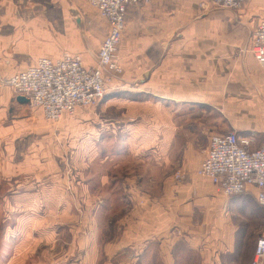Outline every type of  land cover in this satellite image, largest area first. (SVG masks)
<instances>
[{
  "label": "crops",
  "instance_id": "0c3cea01",
  "mask_svg": "<svg viewBox=\"0 0 264 264\" xmlns=\"http://www.w3.org/2000/svg\"><path fill=\"white\" fill-rule=\"evenodd\" d=\"M201 2L152 0L130 7L116 55L123 72L97 108L78 113L120 139L97 148L109 145L133 158L128 166L121 154L111 161L97 148L86 157L93 175L87 182L98 180L89 197L103 196L108 204L102 210L110 215L116 214L114 203L120 206L107 227L94 218L89 229L86 245H102L104 264H248L264 236L255 186L227 195L197 173L213 133L236 131L252 139V148L264 145V67L251 46L264 0H245L237 10H204ZM70 3L83 16V33ZM107 30V21L85 0H0V72L25 70L64 51L96 67ZM16 98L10 88L0 89V117L15 114ZM142 166L149 170L142 173ZM179 170L185 174L177 180ZM141 199L146 204H138ZM248 239L249 256L243 257Z\"/></svg>",
  "mask_w": 264,
  "mask_h": 264
},
{
  "label": "rangeland",
  "instance_id": "374dc122",
  "mask_svg": "<svg viewBox=\"0 0 264 264\" xmlns=\"http://www.w3.org/2000/svg\"><path fill=\"white\" fill-rule=\"evenodd\" d=\"M85 1L89 4L88 0ZM203 1L200 6L204 10L221 7L212 4L203 6ZM72 6L73 3L70 8ZM243 6L228 9L237 10ZM97 14L100 16L98 11ZM122 72L123 67L120 72L111 71L108 74L107 89L111 88L113 78ZM14 73L0 72V77ZM2 88H10L17 97L18 94L10 86L0 84ZM100 102L78 107L59 120L48 119L41 108L32 106L30 102L17 104L15 114L0 117V264H42V260L44 264H104L102 245H86L87 238L91 237L89 229L94 218L96 223L107 227L109 218L117 219L120 206L114 203L111 209L116 214L110 215L102 210L108 204L103 196L96 197V200L89 197L90 185L96 187L98 180L87 182L93 175L87 173L86 157L87 154L91 157V149L95 150L98 143L114 144L120 139L118 135L102 131L97 125L99 122L78 117V113H90ZM7 124L13 127V132L11 128L6 131ZM113 124L115 127L119 125L117 120ZM107 148L97 150L100 153L104 151V155L109 154L111 161L118 159L116 153L121 154L123 159L126 157L123 150ZM126 159V165H133V158ZM148 168L142 166V173L147 172ZM93 169L101 171L102 168L96 165ZM158 171L161 172V167H158ZM177 173H181L180 178L176 176ZM184 174L179 170L175 172V178L179 180ZM142 185L147 183L143 182ZM131 198L135 199L133 196ZM131 198L127 197L126 200L132 202ZM109 203L112 204L111 201ZM138 204L146 202L141 199ZM79 239L85 241L86 247L80 243L74 246ZM56 240L58 242L55 244ZM246 244L241 248L243 257L249 256L246 252L250 247L249 239ZM89 249L91 254L87 256Z\"/></svg>",
  "mask_w": 264,
  "mask_h": 264
},
{
  "label": "built area",
  "instance_id": "2783aa9c",
  "mask_svg": "<svg viewBox=\"0 0 264 264\" xmlns=\"http://www.w3.org/2000/svg\"><path fill=\"white\" fill-rule=\"evenodd\" d=\"M108 23L107 35L98 53V66L86 67L79 54L66 51L59 58L40 57L28 69L8 77V85L18 95L26 96L51 120H59L78 107L100 102L106 92L111 71L120 72L116 62L118 47L126 27L130 7L152 0H88ZM245 0H205L202 5L239 8ZM251 46L257 62L264 67V19L254 29ZM252 139L236 131L213 133L207 153L197 173L209 177L227 195L244 192L250 185L257 188V201L264 209V145L252 148ZM178 178L181 173H177ZM248 264H264V236L255 245Z\"/></svg>",
  "mask_w": 264,
  "mask_h": 264
},
{
  "label": "water",
  "instance_id": "95a60500",
  "mask_svg": "<svg viewBox=\"0 0 264 264\" xmlns=\"http://www.w3.org/2000/svg\"><path fill=\"white\" fill-rule=\"evenodd\" d=\"M70 11L72 13V15L75 17L76 21H77V24L78 26L80 27L81 29V32L83 33L84 30H85V23H84V19H83V16L82 14L79 12V10L75 7V6H72L70 8ZM149 76V71H147L142 77L141 79L142 80H145L147 79ZM17 101L21 104H28L30 101L29 99L24 96V95H17Z\"/></svg>",
  "mask_w": 264,
  "mask_h": 264
}]
</instances>
